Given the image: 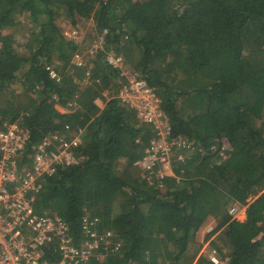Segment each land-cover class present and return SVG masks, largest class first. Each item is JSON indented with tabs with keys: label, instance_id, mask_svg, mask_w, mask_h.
<instances>
[{
	"label": "trees",
	"instance_id": "1",
	"mask_svg": "<svg viewBox=\"0 0 264 264\" xmlns=\"http://www.w3.org/2000/svg\"><path fill=\"white\" fill-rule=\"evenodd\" d=\"M78 21H92L94 41L107 32L82 66L81 48L60 27ZM108 53L157 95L169 140L191 143L170 176L149 184L134 167L155 134L117 98L125 82ZM17 85L23 99L12 94ZM5 93L0 130L27 131L23 154L48 136L81 132L79 162L43 177L33 207L61 217L76 247L83 225L111 233L119 246H100L104 257L90 264H208L193 241L209 217L219 220L205 240L221 232L210 247L226 264H264V0H0ZM232 203L246 207L242 221L225 210ZM55 248L46 249L51 261Z\"/></svg>",
	"mask_w": 264,
	"mask_h": 264
},
{
	"label": "built area",
	"instance_id": "2",
	"mask_svg": "<svg viewBox=\"0 0 264 264\" xmlns=\"http://www.w3.org/2000/svg\"><path fill=\"white\" fill-rule=\"evenodd\" d=\"M75 33H71L73 38ZM105 33L97 35L89 53L101 48ZM66 36L70 37V34L66 33ZM84 57L76 54L74 63L82 66ZM105 61L120 70V75L124 77L125 83L118 91L117 98L132 109L135 108L137 117L143 124L151 126L155 134L134 167L149 184L154 178L160 180L170 176L173 162L171 149L178 142L169 140V127L153 90L144 81L136 80L134 75L125 71L121 56L108 53ZM50 76L57 77L53 71ZM93 102L98 105L101 101L97 98ZM80 138L81 132L68 141L62 136L51 135L26 155L23 154L26 143L23 130L12 126L0 130V264H90L91 260H102L104 257L96 255L100 246L107 250L112 245L111 233L99 236L89 232L88 226L83 225L86 240L82 246L76 247L69 235L67 223L61 217L37 215L34 212V201L42 191L43 177L53 175L60 166L79 162L73 156L72 149L80 143ZM24 159L30 160L29 167L21 165L20 161ZM240 209L236 205L232 206L229 215L235 217ZM51 244L56 246L59 256L53 262L45 258L48 252L45 249ZM112 246L116 249L119 243ZM199 256H204L208 264H225L216 249L209 246L207 252Z\"/></svg>",
	"mask_w": 264,
	"mask_h": 264
},
{
	"label": "rangeland",
	"instance_id": "3",
	"mask_svg": "<svg viewBox=\"0 0 264 264\" xmlns=\"http://www.w3.org/2000/svg\"><path fill=\"white\" fill-rule=\"evenodd\" d=\"M60 27L62 28V34H63V36L66 38V40H70V41H73V42H76V44H78L79 45V48H81L80 49V51L83 53L82 55H84L85 57H84V60H85V58H86V56L88 55L89 56V58H88V60H90V59H96V54H95V52L93 51L92 53H89L88 51H90V50H92V45H93V43L96 41H94V39H92V36L95 34V32H93V31H95L94 29H95V26H94V24L92 23V21H78V23H77V26H76V29L75 30H72L71 29V27H70V25L67 23V22H63V23H61V25H60ZM72 32H76L75 33V37L73 38V36H71V33ZM66 33H69L70 34V37H68V36H66ZM101 33V32H100ZM90 34V35H89ZM84 40H85V42L88 44L89 43V45H90V48H89V46H87V44L86 43H84ZM83 46H87V47H84L83 48ZM102 47V46H101ZM89 53V54H88ZM90 54H92V55H90ZM83 60V61H84ZM128 66V65H127ZM130 67L128 66L127 67V70H126V72H129V71H131V69H129ZM19 85H17V86H13L12 87V90H13V92H12V94L15 96V97H20L21 99H23V95L22 94H20V92H18L19 91ZM10 92V93H11ZM103 95V97L104 98H106L107 99V96H106V93L104 92V93H102ZM5 96V98L7 97H9L10 98V95L8 94V93H5V95L4 94H0V104H3V101H4V97ZM156 96V99H157V101H159V103H160V100H159V98L157 97V95H155ZM100 99V98H99ZM100 101L101 102H99V104L97 105L99 108H101L102 107V104H104L103 102L104 101H102V99H100ZM72 105H74V104H72ZM69 107V106H68ZM57 108V110L60 112V113H72V112H74L73 110H76L75 109V107L73 108V109H71V107L70 108H67V107H65V108H62V107H56ZM134 111H135V113H136V115L138 114V111L134 108L133 109ZM163 115V114H162ZM164 116V115H163ZM165 117V116H164ZM150 128H151V126H150ZM152 130H153V128H151ZM74 134V136L76 135L75 133H73ZM69 139V138H68ZM189 146H191V143H188V144H186L184 141H178V144L174 147V148H172L171 149V154H172V158H173V162H175V161H182L183 160V155H181L180 153L184 150L185 152H187L188 151V148H189ZM223 146H224V148H222L221 150H220V156L222 155V152L224 151V150H227V148H226V144H223ZM192 150H193V148H192ZM180 154V155H179ZM172 162V163H173ZM171 173H172V169H171ZM145 181V180H144ZM146 182V181H145ZM258 196H263L264 197V189H262L258 194H257V197ZM238 206V208H241L240 209V212H238L236 215H235V217H233L232 215H230L231 216V218L232 219H236V220H239V221H242L243 219H244V217H245V210H246V207H243V206H239V205H237V204H234V203H232V204H229L226 208H225V210L227 211V213H228V215H229V211L231 210V208H232V206ZM218 220H219V218H215V217H209L205 222H204V224H203V226L196 232V234H195V238H194V241L193 242H195L196 243V248H198V253H197V256H199V255H201V254H205L206 252H207V249H208V246L210 247L211 246V244L212 243H214V244H216L217 246H219L220 245V243H221V241H220V239L217 237L218 235H220L221 234V232L219 233V232H217L216 234H214L213 236H211L209 239H207V240H205V238H206V236H207V234H209L214 228H215V226L217 225V222H218ZM213 245V244H212ZM223 261H224V263L226 264V260L225 259H222Z\"/></svg>",
	"mask_w": 264,
	"mask_h": 264
},
{
	"label": "bare ground",
	"instance_id": "4",
	"mask_svg": "<svg viewBox=\"0 0 264 264\" xmlns=\"http://www.w3.org/2000/svg\"><path fill=\"white\" fill-rule=\"evenodd\" d=\"M8 126H12V127H16V128H18V129H21V130H23L24 132H25V134H26V142H27V131L24 129V128H22V126L19 124V123H13V124H10V125H8ZM7 126V127H8ZM6 127V128H7ZM4 130H6V129H4ZM25 146H26V143H25ZM25 146H24V148H25ZM34 148V147H33ZM24 151V150H23ZM20 163H21V165H23V166H27V167H29L30 166V160H28V159H24V160H22V162L20 161ZM45 216H49V215H47V214H45ZM50 216H57V215H50ZM48 247H46V249H47ZM45 249V250H46ZM44 255H45V253H44ZM46 258V257H45ZM58 258H59V256H58ZM57 258V259H58ZM48 261H50V262H53V261H51V260H49L48 258H46ZM56 259V260H57ZM55 261V260H54Z\"/></svg>",
	"mask_w": 264,
	"mask_h": 264
}]
</instances>
